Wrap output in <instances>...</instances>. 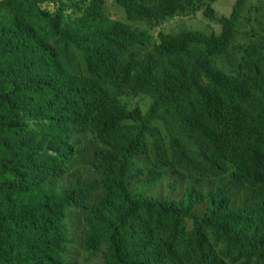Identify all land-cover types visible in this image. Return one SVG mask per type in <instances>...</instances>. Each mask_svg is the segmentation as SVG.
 <instances>
[{
    "label": "trees",
    "instance_id": "16d2710c",
    "mask_svg": "<svg viewBox=\"0 0 264 264\" xmlns=\"http://www.w3.org/2000/svg\"><path fill=\"white\" fill-rule=\"evenodd\" d=\"M12 1L28 11L38 10L62 38L68 36L74 46L84 47L87 74H74L51 45L40 38L35 45L41 86L53 100L57 130L91 136L100 144L92 149L90 143L80 151L95 179L77 180L59 200L80 211L85 249L91 255L102 252V264H264L263 46L252 43L245 48L239 76L213 63L237 36L241 0L222 17L211 7L218 0H113L130 21L160 24L177 13L204 9V18L220 28L213 34L185 26L161 32L153 50L141 59L132 49L151 46L152 35L106 20V0H75L81 16L66 31L63 7L74 0ZM46 2L62 6L54 13L40 8ZM20 30L26 39V28ZM15 89L14 79L0 72V142L10 153L1 163L0 246L6 264H28L19 252L3 199L19 181L21 149L4 133L24 123ZM127 89L153 99L147 114L123 104L120 95ZM162 108L197 146L209 168L178 138L171 140L169 161L156 150L146 172L137 166L138 158L148 155L147 134ZM178 170L196 179L211 174L229 177L208 192L203 181H196L181 199L143 197V191L160 184L167 171ZM131 179L137 181L136 189H130ZM238 188L245 191V200L235 206L232 195ZM203 203L207 207L199 216L194 211Z\"/></svg>",
    "mask_w": 264,
    "mask_h": 264
},
{
    "label": "rangeland",
    "instance_id": "374dc122",
    "mask_svg": "<svg viewBox=\"0 0 264 264\" xmlns=\"http://www.w3.org/2000/svg\"><path fill=\"white\" fill-rule=\"evenodd\" d=\"M236 2L237 0H218L213 2L211 7L217 17L229 16ZM77 3L82 5L80 1ZM61 6L62 3L59 2L40 4L41 9L54 13ZM203 11L204 9H198L183 14L177 13L164 22L155 24L128 20L124 10L113 0H106L104 5L106 20L120 22L139 31L146 30L152 35L151 46L132 49V53L140 59L153 50L161 32H177L180 26H185L207 34L219 33V26L208 22L203 16ZM63 12L62 28L66 31V28L81 16V12L76 8V1L65 4ZM23 27L26 28V39L20 30ZM236 30L237 36L232 47L225 55L218 56L213 61L216 68L232 76L240 75L239 64L248 45L260 43L264 57V0H241ZM37 38L55 48L60 62L69 71L74 74H87L84 47L74 46L68 36L62 38L48 25L38 10L28 11L12 0H0V72L14 79L15 99L24 122L19 130H4L21 149V160L17 166L18 184L3 195L6 212L12 217L11 225L17 233L19 252L28 264H59L61 261L73 264H102V252L91 255L84 247L86 228L82 223L80 211L68 203H59L63 193L73 187L77 180L95 179L88 159H81L80 151L90 143L92 149L100 144L91 136L82 138L64 129L57 130L56 122L52 119L53 100L47 99L48 93L41 86L42 70L36 64ZM262 69L264 71V61ZM120 100L128 109L139 108L144 115L153 104L149 95L138 94L132 89L122 92ZM0 112L2 113L1 110ZM60 136L67 137V142L61 141ZM174 138L185 142L192 155L209 168L203 162L197 146L163 108L150 124L147 134L148 155L139 157L137 166L146 172L153 163L156 150H160L169 161L171 140ZM9 158V151L0 142V174L2 161ZM177 172L178 174H173L167 171L160 184L150 185L143 191V197L158 201L181 199L185 189L196 181L198 185H202L203 181V189L208 192L229 177V174L222 177L211 174L196 179L185 170ZM129 187L136 189L137 181L129 180ZM101 194L102 191H99L97 198ZM232 200L235 206L244 203L243 188H238L233 193ZM206 207V203H203L194 212L203 216ZM186 222L189 227L193 225L190 219ZM1 252L0 246V264H6Z\"/></svg>",
    "mask_w": 264,
    "mask_h": 264
}]
</instances>
